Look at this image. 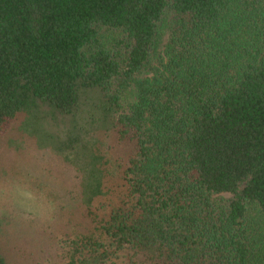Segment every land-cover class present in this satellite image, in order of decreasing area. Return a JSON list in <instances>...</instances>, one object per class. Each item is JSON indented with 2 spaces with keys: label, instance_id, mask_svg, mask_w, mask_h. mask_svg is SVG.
<instances>
[{
  "label": "trees",
  "instance_id": "1",
  "mask_svg": "<svg viewBox=\"0 0 264 264\" xmlns=\"http://www.w3.org/2000/svg\"><path fill=\"white\" fill-rule=\"evenodd\" d=\"M14 122L5 163L64 201L33 260L264 264V0H0V134ZM109 152L125 191L101 215Z\"/></svg>",
  "mask_w": 264,
  "mask_h": 264
},
{
  "label": "rangeland",
  "instance_id": "2",
  "mask_svg": "<svg viewBox=\"0 0 264 264\" xmlns=\"http://www.w3.org/2000/svg\"><path fill=\"white\" fill-rule=\"evenodd\" d=\"M21 124L23 126V122ZM22 133L21 126L20 128L17 127V123L14 122L11 129L0 134V220L3 222L6 218H15L18 221L17 226L4 224L0 230L4 231L8 227L7 231L10 234H15L17 241L19 238L22 239L21 246L14 248L11 243L8 248L5 247L3 250L8 263L11 264H23L18 261L17 252L20 250H26L25 253H20L26 264H58L44 260V255L39 262L33 260V257H39L43 247L40 243L36 245L37 237L36 234L34 236L33 234L39 229H43L47 233L55 230V216L60 211L59 207L64 201L55 198L50 175L45 173L40 165L26 160L19 161L9 167V164L5 163L4 160L6 154L11 150L12 144L17 146L19 143ZM99 138L103 143L102 150L114 142V138L110 135L100 134ZM27 154L28 151L25 150L23 156L26 157ZM107 157L110 164L108 165L109 173L105 180L106 194L96 201V206L101 215H108L120 202L125 191L122 170H120L116 158L111 152L107 154ZM4 235L3 232H0V237ZM57 237L59 238L58 241L63 239L60 233ZM54 242L56 244L57 241ZM6 244L8 245L7 241ZM59 244L57 243L58 247L65 250L64 242Z\"/></svg>",
  "mask_w": 264,
  "mask_h": 264
}]
</instances>
